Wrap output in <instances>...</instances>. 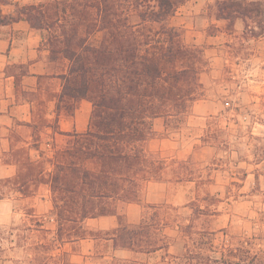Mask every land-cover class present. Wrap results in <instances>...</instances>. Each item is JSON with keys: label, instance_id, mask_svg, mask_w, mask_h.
I'll return each mask as SVG.
<instances>
[{"label": "rangeland", "instance_id": "374dc122", "mask_svg": "<svg viewBox=\"0 0 264 264\" xmlns=\"http://www.w3.org/2000/svg\"><path fill=\"white\" fill-rule=\"evenodd\" d=\"M142 1L146 10L157 8V0ZM171 2L175 11L165 27L199 47L204 62L200 95L184 112L155 119L147 144L163 161L160 178L151 181L160 182L164 196L146 203L144 213L157 210L155 227L170 243L154 254L133 252L108 264H264V0ZM245 15L251 18L247 25L258 27H232L235 17ZM220 17L227 18L223 27ZM149 185H141V200ZM17 217L0 223V264H40L46 254L35 249L39 244L56 253L44 264H71L59 251L56 226L45 230L38 217ZM121 221L127 223L123 216ZM99 250L108 252L109 245Z\"/></svg>", "mask_w": 264, "mask_h": 264}, {"label": "trees", "instance_id": "16d2710c", "mask_svg": "<svg viewBox=\"0 0 264 264\" xmlns=\"http://www.w3.org/2000/svg\"><path fill=\"white\" fill-rule=\"evenodd\" d=\"M9 2L0 0V25L24 18L41 32L50 60L64 71L62 105L73 110L87 99L93 106L87 131H58L51 170L30 165L17 177L18 184L48 183L58 241L80 239L87 235L86 218L115 214L121 202H140L141 185L160 178L163 161L147 149L154 120L182 113L200 95L203 51L187 45L177 28L165 27L175 11L171 0H157V8L148 10L142 0H45L3 15L1 5ZM154 212L136 225L119 218L105 238L115 249L133 252L167 248Z\"/></svg>", "mask_w": 264, "mask_h": 264}, {"label": "crops", "instance_id": "0c3cea01", "mask_svg": "<svg viewBox=\"0 0 264 264\" xmlns=\"http://www.w3.org/2000/svg\"><path fill=\"white\" fill-rule=\"evenodd\" d=\"M42 1L45 0H10L1 5V13L15 15L16 5ZM218 21L219 27H223L227 18L220 17ZM247 21H251L249 16H237L232 27H258L247 25ZM49 56L50 51L42 45L41 32L26 19L0 25V223L12 222L18 215L38 217L37 225L42 221L40 227L45 230L58 227L50 185L32 181L18 184L17 177L26 174L30 165L42 161L51 170L58 131H87L93 110L87 99L79 100L73 110L62 105L64 78L60 74L64 71ZM148 182L151 190L145 199L121 202L115 214L86 218L83 227L87 235L61 242L59 251L68 253L71 264H108L116 258H132L133 251L115 249L113 239L105 237L119 226L121 216L130 225L139 224L145 204H156L164 196L158 190L160 182ZM45 220L53 225L46 227ZM99 245H109V251L101 252Z\"/></svg>", "mask_w": 264, "mask_h": 264}]
</instances>
